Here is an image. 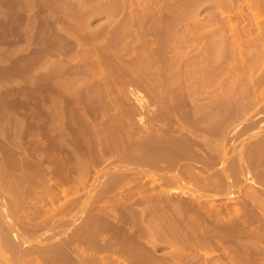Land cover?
I'll list each match as a JSON object with an SVG mask.
<instances>
[{
  "label": "rangeland",
  "instance_id": "374dc122",
  "mask_svg": "<svg viewBox=\"0 0 264 264\" xmlns=\"http://www.w3.org/2000/svg\"><path fill=\"white\" fill-rule=\"evenodd\" d=\"M163 1L164 0H0V264H139V262L144 264H146V262L147 264H159V262H161L160 264H264V82L258 89L259 92L257 91L256 93L255 91L253 93V88H250L252 86L249 85L252 82L249 78H254L256 80L264 76V63L258 62L260 64L259 66L262 68L259 67L261 70L258 68L256 73H253V71L255 72V65L254 67L252 66L253 69L249 67L251 65L249 61L252 62V60L247 59L249 64L248 67L250 68V72H248L250 76H247V74H245L247 72L246 61L242 59L245 61L244 63L241 61L237 62L240 56H237L239 57V59H237L235 54L237 55V53H239L237 52L239 48L237 47L236 49V45L232 43L234 40L232 41L231 39V41H229L232 43V46H235L233 50L234 52L236 50L237 53L233 52L232 46H229V42L227 47L231 50L228 52L229 50L227 51L228 48H226L227 52H225L227 55H234H231V58L229 57L230 55H224V61L226 62L223 61L224 63H222L224 64V69L221 67L219 68L220 71H218V65L213 68L222 75L218 76L219 73L216 72V70L215 72H208L207 69V74H213V76L211 75L209 78V75L207 76L206 71H204V67L207 65H203L205 61L206 63L210 62L204 57L208 52L207 49V52H205V48L207 47L205 41H207V38L206 36L205 38L201 37H203L204 33L215 28L214 25H212L213 19L211 20L212 22L210 21L212 24L208 21L212 18V15L217 16L220 14V8L216 9V5L213 3L211 4L212 1H207V4H203L206 3V1H203V5L201 4V7L199 5L200 11L197 16L198 18L196 16L192 18V15H189L188 9L191 8L190 6L193 0ZM183 6L186 10H184ZM112 9L115 12L112 11ZM110 10L113 13H111ZM209 11H213L214 14H209ZM215 11L216 13L219 11V13L216 14ZM170 12L171 14H169ZM174 12L176 13L174 14ZM236 15L237 17L234 19L236 24L234 23V26L239 29H234L240 31L246 22L243 23L244 19L242 21V12L240 13L239 11ZM172 17L175 19L173 22ZM218 17L219 15L217 19ZM129 18L131 21H129ZM141 19L142 22L145 21L142 23L140 22ZM179 20L182 22L184 21V23ZM117 21L118 24L114 25ZM150 21L153 24L149 26ZM136 23L138 25H136ZM172 23H174V26L171 25ZM255 23L253 24L254 26L257 25ZM170 25L172 27H170ZM205 25L208 28L211 25L213 27L211 26L212 29L207 28V30L205 29L203 31ZM144 26H147L146 31H144ZM152 26L157 28H153ZM124 27L126 30H124ZM257 27L258 26H255L254 30L258 31L259 29H257ZM162 29L165 30L163 31ZM166 29L169 30L167 31ZM198 29H202L204 33L202 31L199 33ZM142 30L146 32V36L149 38L145 37V33ZM148 30H150V34H148ZM151 31L153 33H151ZM228 31L229 34L227 33V35L230 36L232 32H230V30ZM174 32L176 34H174ZM177 33H179V35ZM187 33L193 34L194 36H189ZM195 33H197V35ZM82 34L84 37L88 36L91 41L89 42L88 38H84ZM159 34H162V36ZM218 35L220 34L218 33ZM89 36H91V38ZM106 36L111 37L107 38ZM197 36L201 39L197 38ZM217 36L216 38L214 37L215 40H219L220 37ZM169 37H172L170 38L172 40L174 39L173 42H171ZM193 37L195 39H193ZM134 38L137 39V41ZM130 39L135 41H131ZM103 40L105 41L101 44L100 42ZM200 40L203 42L201 43ZM209 40H211V38ZM161 41L164 42L165 45H163L164 43L161 45ZM196 41L199 43L197 44ZM167 42H169V44ZM157 43L161 45L159 46L160 49L156 48L158 46ZM188 43L189 45H187ZM89 44L90 46H88ZM103 44H108V47ZM220 44L221 43H218L219 46ZM142 45H145L144 48ZM186 45L188 47H186ZM109 46L114 48L110 49ZM199 47H201V49ZM127 48L130 53H127ZM153 48L155 51L151 50ZM96 49L100 50L98 51ZM63 50H65V53ZM87 50L89 52H87ZM136 50H138V52ZM162 50L164 54H161ZM152 51L155 54L152 53ZM149 52L151 55H149ZM113 53L115 56H112ZM131 53L133 56L130 55ZM136 53L137 56H135ZM99 54L100 56H98ZM102 54L105 55V57H103ZM141 54L146 57L149 55L148 57H151V60L152 58L154 59L152 60L154 63L156 61V65L150 64L149 61L148 63L151 66H147L148 64L145 63L150 59L145 57V59H147L145 60L143 56H140ZM93 55L94 58H92ZM154 55L157 56L154 58ZM177 57L178 59H175ZM91 58L92 61H96L91 62ZM54 59L55 62L53 61ZM226 59H229V61ZM102 60L105 61L102 62L103 64L101 63ZM230 60L232 62H230ZM194 62H198V67L196 66L194 70L198 68L199 71L194 74V76L197 75L198 77H195V80L198 79L195 85L197 86L199 84L198 88L202 91L200 93L202 102L198 103L199 105L203 103L201 105L202 108L205 104L208 106L211 104L210 106H212V100H214L212 97L220 94V87H223L222 89H225L224 91L229 93L232 89L234 90L235 86H239L237 90L242 92L238 91L237 98H239L240 93H246V95L245 93L242 94L240 99L236 98L239 102L231 105L232 107H230V109L232 108V111L230 109V111H227V114L231 115L232 113L233 116L220 114L223 119L216 116L215 121L218 119L216 121L218 123L222 122L219 120H223L222 124L214 123L213 118L210 116L206 118L204 115L205 113L203 114L204 110L199 114L197 112L200 110L197 111V107L192 108L197 102L191 100L192 98L189 96L188 92L190 90L192 91L195 87L189 88L187 86L188 80H184L183 77L188 75V72L185 71L187 68L185 67H187L188 64H194ZM141 63L143 66H141ZM173 63H175V65ZM52 65L55 66L53 67ZM86 65L90 69L85 67ZM152 65L154 66L152 67ZM180 65L181 68L183 67L185 69L181 70L182 73L179 75L181 79L179 78L180 80H177V84L176 82L174 83V81L172 82L170 75L173 76L172 73L177 71L175 70L176 68L181 69ZM114 66H116V68ZM156 66L159 67L156 68ZM199 66L201 67L199 68ZM231 66H235L233 69L237 68L235 72H228V70L232 69ZM100 67H103V69L101 70ZM154 67L157 69V73ZM168 67H172V70L175 71L173 72ZM256 67H258V65ZM121 68L124 69L122 70ZM144 68L147 69V71H145ZM192 68L193 66L191 69ZM208 68L212 69V67ZM138 70L141 72H138ZM222 71L226 72L223 74ZM242 72L244 76L241 75ZM97 73L99 75H97ZM166 73L169 74V76ZM76 75L77 78L75 77ZM237 75L243 78L241 77L239 79V77H237L236 82L235 78ZM231 76H235L234 80ZM224 77L227 78L221 81ZM228 77L229 79L231 78L232 81L231 79L228 80ZM132 78H134V80ZM159 78L162 79L160 80ZM208 78L211 83L206 81ZM247 78L251 80L250 83ZM52 79L53 83L51 81ZM124 81H126L127 85H125ZM234 82H236V84ZM247 82L249 84L244 85ZM80 83L83 85V89ZM100 83L102 84L99 85ZM169 83L171 86H169ZM204 83L207 84L205 85ZM161 84L162 86H160ZM200 85L202 88L199 87ZM247 85H249V87ZM86 86L88 89L84 88ZM145 86L147 88H144ZM78 87H80L79 91ZM178 88L181 90L177 91L180 94L175 92ZM248 88L251 89L252 92L251 90L249 91ZM67 89L69 90V94L71 93V97H69L70 95L68 93H65L68 92ZM76 90L80 93H76ZM173 90L178 96H176V94H170L174 93ZM247 90L248 92H246ZM166 92L169 93L166 95ZM133 93L136 94V97L138 93H140L143 102L140 98L136 99ZM206 93H208V100H205V102L203 98L206 96ZM100 96H105V98H101ZM209 96L211 100H209ZM91 97L94 98L91 99ZM110 97H113V100ZM116 97H118V99ZM226 97L230 98V95ZM77 99L79 100L77 101ZM111 100L113 102H111ZM208 101L212 102L208 104ZM241 101L242 104H240ZM243 101H246V104ZM255 102L261 103L256 104ZM82 103L85 105L83 106ZM116 103L118 106H122L118 107ZM177 104L180 105L177 106ZM234 105L236 108L239 106L241 107L236 109L233 107ZM208 106L206 107L205 105L206 108H208ZM111 109H114L113 112L115 115L111 113ZM242 109H246V112H241L243 114L240 113ZM194 110L197 111L195 117L192 116L194 115ZM236 110H239V112ZM107 111L110 114H107ZM117 111H119V113H117ZM257 111L259 113H257ZM186 112L188 113L186 114ZM162 113L164 115L166 114V116L163 115V117H161L162 115L160 114ZM206 115L208 114L206 113ZM222 115L226 116V118L222 117ZM199 116L200 118L203 117L204 120L206 118V121L200 119ZM89 118L90 120H88ZM198 118L200 121H197ZM252 118L254 120L251 121ZM114 119L118 120L115 121ZM169 120H172V123ZM201 120L212 126L214 124L213 127L209 125L212 130L208 128L204 122L202 123ZM108 121H111V125ZM96 122L99 123L96 124ZM194 122H196L197 125ZM224 122H227V124ZM201 123L202 126L206 128L203 129ZM198 124L201 127H199ZM220 126L224 127L225 130L222 128L220 129ZM144 130L146 132H144ZM110 132L111 134H109ZM171 132L172 134H170ZM197 132L199 133L197 134ZM223 133L224 135H221ZM237 133L240 134L236 135ZM139 137H141V139ZM142 138L144 140H142ZM145 138H147L148 142ZM198 138H201V140ZM109 139L110 141H108ZM168 139L169 141H167ZM103 140L105 141L104 143ZM137 140L138 142L140 140L139 144H137ZM190 140L193 144L190 143ZM196 141L197 144H195ZM98 145L101 146H99V149ZM102 149L105 150L103 151ZM161 150L162 152H160ZM106 151L109 152L107 153ZM188 152H190V154H188ZM59 154L61 156H59ZM77 154H80V156ZM148 155L149 158L147 157ZM158 156L161 158H157ZM119 158L120 160H118ZM132 158H135L134 161ZM152 160L154 162L159 161L157 162V166L160 168H158ZM135 162L137 164H135ZM190 162L192 164H190ZM160 163H163V165ZM75 165L76 167H74ZM151 165H155V168ZM160 165L164 168L162 169ZM166 167H170L169 170L171 169L172 171H170L172 173L167 171L168 169ZM157 168L158 170H156ZM159 170L162 171L159 173ZM63 172L66 175H63ZM169 180L171 181L169 182ZM149 193L152 194L150 195ZM161 195L164 198H160ZM173 202H175V205H172ZM152 203L158 204L156 206L155 204L152 205ZM146 207L147 209L144 210ZM155 207L158 209H155ZM152 211L155 212V214ZM214 211L219 213L216 214ZM150 215L152 216L150 217ZM155 215L159 217H155ZM213 218H215L216 223ZM160 219H162V222ZM153 223H155V225ZM220 224H222V226ZM204 225L207 228H205ZM6 227H8V230ZM209 227L212 228L210 229ZM10 230L11 234L9 233ZM3 232L4 234H2ZM8 234L11 236L10 239L8 238ZM3 235H6V239ZM160 235L163 236L160 237ZM111 240L114 241L111 242ZM7 242L9 243L6 244ZM88 242L94 243L93 248L95 247V250ZM130 242H132L133 245ZM129 243L130 246H134L132 248L134 251L131 250ZM4 244H6V246ZM9 244H12L10 246H13L15 251L11 248H7ZM88 244L89 246L91 245L90 248ZM103 244L106 247H104ZM83 246L89 250L87 251ZM107 246L110 251L107 249ZM109 246L115 249L109 248ZM137 246H139V248ZM96 248H98V251H96ZM104 248L107 250L102 251ZM120 249L121 252L119 251ZM140 250L145 251L142 252ZM167 256L170 258L168 259ZM129 257L132 258L130 259Z\"/></svg>",
  "mask_w": 264,
  "mask_h": 264
},
{
  "label": "bare ground",
  "instance_id": "6f19581e",
  "mask_svg": "<svg viewBox=\"0 0 264 264\" xmlns=\"http://www.w3.org/2000/svg\"><path fill=\"white\" fill-rule=\"evenodd\" d=\"M164 1H165V0H164ZM164 1H163V2H164ZM167 1H168V0H167ZM186 1H187V0H186ZM203 1H204V2L206 1V3H203V4H207V1H212L211 4H212V3L215 4V5H216V9H219V8H220V14H218L219 11H217L218 13H216V11H215V13L219 15L218 19H217V16H218V15H217V16L212 15V18L208 21V22H210V21L213 19V20H212L213 22L211 21L213 24L210 22V23H211L212 25H214V27H215V28H213V30L204 33L203 31H204L205 29L207 30V28H208V27H206V25H205L206 28L203 27V31H202V29H198L199 33H201L200 31H202V32L204 33L203 37H201V35H200V37H201V38H205V36H206V38H207V41H205V42L207 43V47L205 46V47H206L205 50L207 49L208 52H207V50H206V51H205V52H207L206 55L203 54V53H205V52H203L202 54H203L204 57L207 58V60L210 61V62H209V63H206V61H205L206 64L203 63V65H207V66H206L207 68L204 67V71H206V70L208 69V70H207L208 72H209V71H210V72H211V71H214V72H215L216 69L214 70L213 68L216 67V65H218V67H217L218 71H220L219 68H221V67H223L222 69H224V64H222V63L225 62V61H224V60H225V59H224V58H225L224 55H225V56L230 55V54L227 55L226 52H227L228 50H229L228 52H230V50H231V49H230L229 47H227V46H228L229 42H230L231 39H232V41L234 40L232 43H234V45H236V49H237V47L239 48V49H237V50H239V51H237V52H239V53H237L236 50H235V52L237 53V55L235 54V56H236V57H237V56H240V59H239V57H237V59H239V61H237V62H240V61H241L242 63H244V62L246 61V64H247V72H246L245 74H247V76H250V75H249L250 73L248 74V72H250V68H249V67H251V68L253 69L254 65H255V67H254V68H255V72L253 71V73H256V71L258 70V68L261 67V66H259V65H260L259 63H262V62L264 63V0H193V3H192V1H191V3H192V5L190 6L191 8L188 9V10H189V15L191 14V15H192V16H191L192 18H194V16H196V17L198 16L199 11H200L199 9H200V7L203 5V4H202ZM179 2H180V1H179ZM168 3H169V2H168ZM189 3H190V2H189ZM189 3H188V4H189ZM184 4H185V3H184ZM201 4H202V5H201ZM120 5H121V4H120ZM169 5H171V4H169ZM199 5H200V7H199ZM215 5H214V7H215ZM115 6H116V5H115ZM162 6H164V5H162ZM174 6H175V5H174ZM164 7H165V6H164ZM170 8H171V7H170ZM173 8H175V7H173ZM177 8H178V6H177ZM177 8H176V9H177ZM183 8H184V6H183ZM117 9H121V8H117ZM162 9H163V8H162ZM166 10H167V9H166ZM166 10H165V11H166ZM184 10H186V9L184 8ZM112 11H114V10L112 9ZM154 11H155V9H154ZM182 11H183V10H182ZM239 11H240V13L242 12V16H241V17H242V21H243V19H244L243 23H244V22H246V23H245V25L242 24V25H243V28H241L242 30L237 31V30H235V29H239V28H237V27L234 26V23L236 22V21H234V19H235V17H237L236 14H237V12H239ZM110 12H111V10H110ZM114 12H115V11H114ZM118 12H119V11H118ZM157 12H158V11H157ZM166 12H167V11H166ZM180 12H181V11H180ZM209 12H210V11H209ZM235 12H236V14H235ZM111 13H113V12H111ZM175 13H176V12H174V14H175ZM233 13H234V14H233ZM116 14H117V12H116ZM161 14H162V13H161ZM169 14H171V12H170ZM169 14H168V15H169ZM187 14H188V12H187ZM209 14H214V12L212 11V12H210ZM216 14H215V15H216ZM109 15H110V14H109ZM114 15H115V14H114ZM166 15H167V14H166ZM185 15H186V12H185ZM112 16H113V15H112ZM139 16H141V15H139ZM182 16H184V15H182ZM187 16H188V15H187ZM108 17H109V16H108ZM178 17H179V16H178ZM113 18H114V17H113ZM140 18H141V17H140ZM172 18H173V17H172ZM174 18H175V15H174ZM174 18H173L172 22L175 20ZM176 18H177V17H176ZM197 18H198V17H197ZM197 18H196V21H197ZM262 18H263V19H262ZM110 19H111V18H110ZM122 19H123V18H122ZM142 19H143V18H142ZM142 19H141V21H140V20H138V21L142 22ZM149 19H150V18H149ZM180 19H181V18H180ZM183 19H185V18H183ZM186 19H187V18H186ZM208 19H209V18H208ZM75 20H76V19H75ZM176 20H177V19H176ZM239 20H240V19H239ZM260 20H261V21H260ZM113 21H114V20H113ZM127 21H128V20H127ZM129 21H131L130 18H129ZM138 21H137V23H138ZM144 21H145V20H144ZM144 21H143V22H144ZM153 21H154V20H153ZM160 21H161V20H160ZM163 21H164V19H163ZM167 21H169V20H167ZM179 21H180V20H179ZM240 21H241V20H240ZM256 21H257V22H256ZM73 22H74V21H73ZM79 22H80V21H79ZM121 22H123V21H121ZM143 22H142V23H143ZM146 22H147V20H146ZM180 22H182V21H180ZM180 22H178V23H180ZM194 22H195V21H194ZM194 22H193V25H194ZM255 22H256V23H255ZM76 23H77V22H76ZM82 23H83V22H82ZM87 23H88V22H87ZM137 23H136V25H138ZM142 23H141V24H142ZM170 23H171V22H170ZM182 23H184V21H183ZM182 23H181V24H182ZM210 23H209V24H210ZM254 23L257 24V25H255V26H258V27H257V29H259L258 31H257V30H254V28H255V26L253 25ZM68 24H69V23H68ZM112 24H113V23H112ZM112 24H111V25H112ZM116 24H118V21H117L114 25H116ZM134 24H135V22H134ZM151 24H153V23H151V21H150L149 26H150ZM157 24H158V23H157ZM162 24H163V23H162ZM173 24H174V23H172L171 25L174 26ZM191 24H192V23H191ZM197 24H198V22H197ZM200 24H201V23H200ZM206 24H207V23H206ZM226 24H227V25H226ZM228 24H229L231 27H230ZM235 24H236V23H235ZM70 25H71V24H70ZM70 25H69V26H70ZM79 25H80V23H79ZM105 25H108V24H105ZM122 25H123V24H122ZM131 25H132V24H131ZM131 25H129V26H131ZM142 25H143V24H142ZM171 25H170V27H172ZM175 25H176V24H175ZM178 25H179V24H178ZM212 25H211V26H212ZM117 26H118V25H117ZM120 26H121V25H120ZM124 26H126V25H124ZM129 26H128V27H129ZM189 26H190V25H189ZM197 26H198V25H197ZM200 26H201V25H200ZM202 26H203V25H202ZM211 26L209 27L210 29H212ZM226 26H227V28H226ZM228 26H229V27H228ZM236 26H237V25H236ZM84 27H85V25H84ZM86 27H87V26H86ZM105 27H106V26H105ZM109 27H110V26H109ZM113 27H114V26H113ZM141 27H142V26H141ZM141 27H140V28H141ZM144 27H145V30H144V31H146V27H147V26H144ZM152 27H153V26H152ZM154 27H155V26H154ZM154 27H153V28H154ZM158 27H159V26H158ZM162 27H163V26H162ZM162 27H160V28H162ZM186 27H187V26H186ZM212 27H213V26H212ZM71 28H72V27H71ZM122 28H123V27H122ZM133 28H135V27H133ZM138 28H139V26H138ZM148 28H149V27H148ZM155 28H157V27H155ZM175 28H178V27H175ZM187 28H188V27H187ZM209 28H208V29H209ZM229 28H230V29H229ZM234 28H235V29H234ZM73 29H74V28H73ZM75 29H76V28H75ZM108 29H109V28H108ZM114 29H115V28H114ZM120 29H121V28H120ZM150 29L152 30L151 27H150ZM183 29H185V28H183ZM191 29H192V28H191ZM196 29H197V27H196ZM78 30H79V28H78ZM111 30H113V29H111ZM118 30H119V28H118ZM124 30H126L125 27H124ZM155 30H156V29H155ZM162 30H163V29H162ZM164 30H165V29H164ZM164 30H163V31H164ZM166 30H167V29H166ZM168 30H169V29H168ZM168 30H167V31H168ZM176 30H177V29H176ZM228 30H230V32H232V34L230 33V34H231L230 36L227 35V33L229 34V31H228ZM71 31H72V30H71ZM142 31H143V30H142ZM144 31H143V32H144ZM149 31H150V30H148V34H150ZM160 31H161V30H160ZM163 31H162V32H163ZM191 31H194V30H191ZM198 31H197V32H198ZM226 31H227V32H226ZM74 32H75V31H74ZM80 32H81V30H80ZM108 32H109V31H108ZM113 32H114V31H113ZM116 32H117V31H116ZM118 32H119V31H118ZM124 32H125V31H124ZM137 32H138V30H137ZM154 32H156V31H154ZM175 32H177V31H175ZM175 32H174V34H176ZM82 33H83V32H82ZM144 33H145V34H144L145 37L147 38L148 36H146V35H147L146 32H144ZM151 33H153V32L151 31ZM171 33H172V32H171ZM218 33H219L220 35H218ZM101 34H102V33H101ZM112 34H113V33H112ZM117 34H118V33H117ZM132 34H133V33H132ZM164 34H165V32H164ZM166 34H168V33H166ZM177 34L179 35V33H177ZM181 34H182V33H181ZM187 34H189V36H191V35L194 36L193 34H190V33H187ZM195 34L197 35V33H195ZM207 34H208V35H207ZM216 34H217L218 36H217ZM76 35H77V34H76ZM154 35H155V33H154ZM159 35L162 36V34H159ZM184 35H185V34H184ZM196 35H195V37H196ZM215 35H216L217 37H220L219 40H217V39L215 40V39H214V37L216 38ZM82 36H83V34H82ZM96 36H97V35H96ZM100 36H101V35H100ZM100 36H99V37H100ZM141 36H142V34H141ZM156 36H157V35H156ZM170 36H172V35H170ZM173 36H175V35H173ZM208 36H209V37H208ZM75 37H77V36H75ZM83 37H84V36H83ZM85 37L88 38V36H85ZM85 37H84V38H85ZM89 37L91 38V36H89ZM99 37H98V38H99ZM101 37H102V36H101ZM106 37H107V36H106ZM110 37H111V36H110ZM110 37L108 36L107 38H110ZM126 37H127V35H126ZM167 37H168V36H167ZM167 37H166V38H167ZM176 37H177V36H176ZM185 37H186V35H185ZM80 38H81V37H80ZM129 38H130V36H129ZM143 38H144V37H143ZM143 38H142V39H143ZM148 38H149V37H148ZM154 38H155V36H154ZM156 38H157V37H156ZM170 38H172V37H169V39H170ZM188 38H189V37H188ZM190 38H191V37H190ZM197 38H199V37L197 36ZM201 38H199V39H201ZM210 38H211V40H209ZM78 39H79V38H78ZM103 39H104V38H103ZM134 39H135V38H134ZM140 39H141V38H140ZM167 39H168V38H167ZM181 39H182V38H181ZM193 39H195V38L193 37ZM199 39H198V40H199ZM80 40H81V39H80ZM88 40H89V38H88ZM99 40H101V39H99ZM130 40H131V39H130ZM135 40L137 41V39H135ZM135 40L132 39L131 41H135ZM143 40H144V39H143ZM143 40H141V41H143ZM145 40H147V39H145ZM154 40H155V39H154ZM158 40H159V39H158ZM160 40H161V39H160ZM170 40H171V42H173L174 39H173V40L170 39ZM170 40H169V41H170ZM188 40H189V39H188ZM198 40H197V41H198ZM203 40H206V39H203ZM208 40H209L210 42H209ZM229 40H230V41H229ZM90 41H91V40H89V42H90ZM104 41H105V40H103V41L100 42V43L102 44ZM162 41H163V40H162ZM162 41L160 42L161 45H162V43H164V42H162ZM164 41H165V40H164ZM197 41H196V43H197ZM200 41H201V43L203 42L202 40H200ZM89 42H88V43H89ZM109 42H110V41H109ZM111 42H112V41H111ZM128 42H130V41H128ZM146 42H148V41H146ZM146 42H143V43H146ZM151 42H152V41H151ZM156 42H157V40H156ZM184 42H185V41H184ZM84 43H85V42H84ZM107 43H108V42H107ZM116 43H117V41H116ZM132 43H134V42H132ZM136 43H137V42H136ZM154 43H155V42H154ZM167 43L169 44V42H167ZM192 43H193V42H192ZM198 43H199V42H198ZM198 43H197V44H198ZM218 43H221L220 46L218 45ZM232 43L230 42V45H229L230 47L232 46V45H231ZM114 44H115V41H114ZM146 44H147V43H146ZM157 44H158V43H157ZM171 44H173V43H171ZM185 44H186V43H185ZM91 45H92V44H91ZM103 45H105V44H103ZM107 45H108V44H107ZM107 45H105V46H107ZM111 45H112V44H111ZM128 45L130 46L129 43H128ZM131 45H132V44H131ZM140 45H141V44H140ZM140 45H139V46H140ZM161 45L158 44V46H157L156 48L158 49L159 46H161ZM163 45H165V43H164ZM187 45H189V43H188ZM187 45H186V47H188ZM204 45H205V44H204ZM204 45H203V46H204ZM234 45L231 47L232 50H233L234 47H235ZM76 46H78V45H76ZM88 46H90V44H89ZM118 46H119V44H118ZM134 46H135V45H134ZM142 46H143V45H142ZM144 46H145V45H144ZM144 46H143V48H144ZM177 46H178V45H177ZM99 47H100V46H99ZM107 47H108V46H107ZM109 47H110V46H109ZM137 47H138V45H137ZM178 47H179V46H178ZM193 47H194V46H193ZM195 47H196V44H195ZM80 48H81V47H80ZM101 48H102V47H101ZM112 48H114V47H112ZM112 48L110 47V49H112ZM115 48H116V47H115ZM117 48H118V47H117ZM154 48H155V47H154ZM154 48L151 49V50H154V51H155L156 48H155V49H154ZM199 48L201 49V47H199ZM226 48H228L227 51H226ZM90 49H92V48H90ZM94 49H95V48H94ZM135 49H136V48H135ZM135 49H134V50H135ZM159 49H160V48H159ZM172 49H173V48H172ZM196 49H197V47H196ZM79 50H80V49H79ZM96 50H98V49H96ZM99 50H100V49H99ZM99 50H98V51H99ZM105 50H106V49H105ZM114 50H118V49H114ZM126 50H128V48H127ZM139 50H140V49H139ZM143 50H144V49H143ZM164 50H165V49H164ZM168 50H169V48H168ZM174 50H175V49H174ZM177 50H179V49H177ZM187 50H188V49H187ZM193 50H194V49H193ZM64 51H65V50H63V52H64ZM75 51H76V50H75ZM90 51H91V50H90ZM93 51H94V50H93ZM136 51L138 52V50H136ZM141 51H142V49H141ZM147 51H149V50H147ZM147 51H146V52H147ZM159 51H160V50H159ZM179 51H180V50H179ZM194 51H196V50H194ZM197 51H198V50H197ZM225 51H226V52H225ZM63 52H62V53H63ZM87 52H89V51L87 50ZM107 52H108V49H107ZM111 52H112V51H111ZM128 52H129V50L127 51V53H128ZM131 52H132V51H131ZM165 52H166V50H165ZM172 52H173V51H172ZM191 52H192V51H191ZM191 52H190V53H191ZM200 52H201V50H200ZM233 52H234V50H233ZM235 52H234V53H235ZM64 53H65V52H64ZM72 53H73V52H72ZM81 53H82V51H81ZM95 53H96V52H95ZM105 53H106V51H105ZM115 53H116V52H115ZM129 53H130V52H129ZM133 53H134V52H133ZM140 53H141V52H140ZM140 53H139V54H140ZM152 53H154V52L152 51ZM157 53H158V51H157ZM162 53H163V50L161 51V54H162ZM174 53H175V51H174ZM176 53H177V52H176ZM180 53H181V52H180ZM188 53H189V52H188ZM193 53H194V52H193ZM195 53H196V52H195ZM231 53H232V52H231ZM89 54H90V53H89ZM100 54H101V52H100ZM100 54H99L98 56H100ZM103 54H104V53H103ZM103 54H102V55H103ZM109 54H110V52H109ZM120 54H121V53H120ZM124 54H125V53H124ZM139 54H138V55H139ZM154 54H155V53H154ZM161 54H160V55H161ZM163 54H164V53H163ZM178 54H179V53H178ZM186 54H187V51H186ZM196 54H197V53H196ZM60 55H61V54H60ZM65 55H66V54H65ZM71 55H72V54H71ZM71 55H69V56H71ZM82 55H83V53H82ZM96 55H97V54H96ZM113 55H114V53L112 54V56H113ZM122 55H123V54H122ZM128 55H129V54H128ZM130 55H132V53H131ZM134 55H135V54H134ZM147 55H148V54H147ZM149 55H151L150 52H149ZM149 55H148V56H149ZM152 55H153V54H152ZM157 55H158V54H157ZM157 55H156V56H157ZM160 55H159V57H160ZM175 55H176V54H175ZM231 55H234V54H231ZM231 55L229 56L230 58H231ZM62 56H63V55H62ZM62 56H61V57H62ZM78 56H79V55H78ZM85 56H86V55H85ZM89 56H90V55H89ZM114 56H115V55H114ZM120 56H121V55H120ZM132 56H133V55H132ZM135 56H137V53H136ZM135 56H134V57H135ZM140 56L142 57L143 55L141 54ZM148 56H147V57H148ZM156 56L154 55L153 57L155 58ZM166 56H167V55H166ZM166 56H165V57H166ZM61 57H60V58H61ZM101 57H102V56H101ZM103 57H105V55H103ZM143 57H144V59H145L146 56L144 55ZM147 57H146V58H147ZM161 57H162V56H161ZM175 57H176V56H175ZM202 57H203V56H202ZM204 57H203V58H204ZM229 57H228V58H229ZM233 57H234V56H233ZM241 57H242V58H241ZM247 57H248V58H247ZM249 57H250V59H249ZM69 58H70V57H69ZM92 58H94V55L92 56ZM92 58H91V62L96 61V60H93V61H92ZM99 58H100V57H99ZM120 58H121V57H120ZM137 58H139V57H137ZM150 58H151V57H150ZM150 58L148 57L147 59H150ZM167 58H168V57H167ZM172 58H173V57H172ZM245 58H246V59H245ZM86 59H87V58H86ZM100 59H101V58H100ZM100 59H99V60H100ZM121 59H122V58H121ZM130 59H132V58H130ZM130 59H129V60H130ZM134 59H135V58H134ZM134 59H133V60H134ZM141 59H142V58H141ZM147 59H145V60H147ZM175 59H178V57L175 58ZM200 59H201V57H200ZM242 59H244L245 61L242 60ZM247 59H248V60H252V62L249 61V63L251 64L250 66H249V64H248V62H247V61H248ZM50 60H51V59H50ZM70 60H71V59H70ZM73 60H74V58H73ZM83 60H84V59H83ZM125 60H126V59H125ZM152 60H154V59L152 58ZM152 60H151V59H150V60H147L145 64H148L147 66H149L150 64H155L156 61H155V63H154ZM155 60H157V59H155ZM158 60H159V59H158ZM160 60H161V59H160ZM170 60H171V59H170ZM173 60H174V59H173ZM182 60H183V59H182ZM185 60H186V59H185ZM190 60H192V59H190ZM226 60L229 61V59H226ZM53 61L55 62V59H54ZM57 61H58V60H57ZM57 61H56V62H57ZM59 61H60V60H59ZM62 61H63V60H62ZM84 61H85V60H84ZM107 61H108V60H107ZM109 61H110V60H109ZM123 61H124V60H123ZM123 61H122V62H123ZM137 61H138V60H137ZM149 61H150V64L148 63ZM176 61H177V60H176ZM178 61H179V60H178ZM192 61H193V60H192ZM223 61H224V62H223ZM232 61H233V58H232ZM232 61L230 60V62H232ZM99 62H100V61H99ZM99 62H98V63H99ZM102 62H105V61L102 60L101 63H102ZM152 62H153V63H152ZM185 62H186V61H185ZM189 62H191V61H189ZM220 62H221V63H220ZM230 62H228V63H230ZM258 62H259V63H258ZM52 63H53V62H52ZM85 63H86V62H85ZM89 63H90V60H89ZM111 63H112V62H111ZM133 63H134V62H133ZM187 63H188V62H187ZM197 63H198V62H194V64H192V65H191V64H190V65L188 64V66L185 67V68H187L185 71L188 72V75H186L185 77H183L184 80H188V84H187V86H188L189 88H190V87H193V88L195 87L194 89L191 88L192 91H191L190 89H188V90H190L188 93H189V96L192 98V99H191V98H190V99H191L193 102H194V101L197 102V103L195 104L196 106L194 105L192 108H196V107H197V111H199V110H200V111L197 112L196 110H194L195 112H194V115H192V116L195 117L196 112L199 113V114H201L202 111L204 110L205 112L203 111V114L205 113V114H204L205 117L207 118V116H210L211 118H213L214 123H215V122L218 120V119H217V120L215 121L216 116H219L220 118H221L220 114H224V115L226 114L227 116H229L230 114H227V111H230V110L232 109V108L230 109V107H232L231 105H233V104H237V102H239L238 100H236L237 95H238V91H240V90H237V89L239 88V86H235V87H234V90L232 89L231 91H229V93H228V92H225V91H224L225 89H222L223 87H220V88H219V89H220V94L217 95L218 98H217V96L215 95L214 97H212V99H214V100H212L213 102H212V101H208V104H210V103L212 102V106H210V105H211V104H210V105H209L210 107H209L207 104H205L206 107L208 106L209 109L206 108L205 105L203 106V108L208 109V110L203 109L202 106H201L203 103H201L200 105L198 104V103L202 102V100H201L202 98L200 97V96H201L200 93H201L202 91H200L199 88H198V85H199V84H198L197 86L195 85V83L198 81V79H197V80H195V79L198 78V77H197V75L194 76V74L198 73V71H199L198 68H197L196 70H194L195 67L197 66ZM201 63H202V62H201ZM201 63H199V64H201ZM215 63H218V64H215ZM225 63H226V62H225ZM233 63H235V62H233ZM263 63H262V64H263ZM53 64H54V63H53ZM75 64H77V63H75ZM94 64H95V62H94ZM102 64H103V63H102ZM109 64H110V63H109ZM125 64H126V63H125ZM173 64L175 65V63H173ZM195 64H196V65H195ZM199 64H198V65H199ZM219 64H220V65H219ZM89 65H90V64H89ZM91 65H92V64H91ZM97 65H98V64H97ZM105 65H106V64H105ZM136 65H137V64H136ZM155 65H156V64H155ZM171 65H172V63H171ZM184 65H185V64H184ZM209 65H210V66H209ZM212 65H213V66H212ZM235 65H236V64H235ZM257 65H258V67H256ZM50 66H51V65H50ZM52 66L54 67L55 65H52ZM92 66H93V65H92ZM102 66H103V65H102ZM132 66H133V65H132ZM141 66H143L142 63H141ZM150 66H151V65H150ZM153 66H154V65H152V67H153ZM178 66H179V65H178ZM192 66H193V68L191 69ZM228 66H230V65H228ZM228 66H227V67H228ZM243 66H244V65H243ZM248 66H249V67H248ZM252 66H253V67H252ZM58 67H59V66H58ZM85 67H88V66L86 65ZM90 67H91V66H90ZM112 67H113V66H112ZM112 67H111V68H112ZM114 67L116 68V66H114ZM135 67H136V66H135ZM137 67H138V66H137ZM157 67H159V66H156V68H157ZM197 67H198V66H197ZM200 67H201V66H199V68H200ZM202 67H203V66H202ZM208 67H212V69H209ZM231 67H232V66H231ZM231 67H230V68H231ZM233 67H235V66H233ZM233 67H232V69H233ZM237 67H239V66H237ZM263 67H264V66H263ZM59 68H60V67H59ZM61 68H62V67H61ZM91 68H92V67H91ZM100 68H101V67H100ZM104 68H105V66H104ZM154 68H155V67H154ZM156 68H155V69H156ZM168 68L172 70V67H171V68L168 67ZM180 68H181V65H180ZM185 68H183V67H182L181 69H179V68L177 69V68H176L175 70H177V71L174 70L175 73H172L173 76L170 75V76H171L170 79H172V82L174 81V83H175V82L177 83V80H180V79H181V76L179 77V75H181V73H182L181 70H182V69H185ZM230 68H229V69H230ZM240 68H241V66H240ZM243 68H245V67H243ZM248 68H249V69H248ZM261 68H262V67H261ZM261 68H259V70H261ZM54 69H55V68H54ZM63 69H64V68H63ZM88 69H90V68L88 67ZM102 69H103V67L101 68V70H102ZM108 69L111 70L110 68H108ZM121 69L123 70L124 68H121ZM135 69H136V68H135ZM139 69H140V66H139ZM141 69H142V67H141ZM155 69H154V70H155ZM166 69H167V68H166ZM232 69L228 70V72H232V71L235 72V70H236L237 68H236V69H233V70H232ZM55 70H56V69H55ZM106 70H107V69H106ZM109 70H107V71H109ZM118 70H119V69H118ZM122 70H121V71H122ZM144 70L147 71V69H145V68H144ZM144 70H143V71H144ZM148 70H149V69H148ZM154 70H153V71H154ZM188 70H189V71H188ZM201 70H202V69H201ZM201 70H200V71H201ZM248 70H249V71H248ZM62 71H63V70H62ZM97 71H98V69H97ZM112 71H113V70H112ZM112 71H111V73H112ZM114 71H115V70H114ZM116 71H117V70H116ZM127 71H128V70H127ZM143 71H142V72H143ZM159 71H160V70H159ZM172 71H173V70H172ZM174 71H173V72H174ZM202 71H203V70H202ZM207 71H206V74H207ZM218 71L216 70V72H218ZM242 71H243V69H242ZM245 71H246V70H245ZM50 72L52 73L51 70H50ZM89 72H90V71H89ZM93 72H94V70H93ZM138 72H141V71L138 70ZM165 72H166V71H165ZM224 72H226V71H224ZM224 72L222 71L223 74H224ZM262 72H263V69H262ZM4 73H5V72H4ZM51 73H50V74H51ZM70 73H71V72H70ZM72 73H73V72H72ZM111 73H110V74H111ZM132 73H133V71H132ZM156 73H157V69H156ZM159 73H160V72H159ZM162 73H163V72H162ZM167 73H168V72H167ZM167 73H166V74H167ZM204 73H205V72H204ZM218 73H219V72H218ZM239 73H240V71H239ZM57 74H60V73H57ZM62 74H63V72H62ZM91 74H92V73H91ZM93 74H94V73H93ZM112 74H113V73H112ZM114 74H116V73H114ZM125 74H126V73H125ZM133 74H134V73H133ZM139 74H140V73H139ZM163 74H164V73H163ZM235 74H236V73H235ZM260 74H261V73H260ZM63 75H64V74H63ZM97 75H99V74L97 73ZM102 75H103V74H102ZM108 75H109V74H108ZM108 75H107V76H108ZM142 75H143V74H142ZM142 75H141V76H142ZM161 75H162V74H161ZM161 75H160V76H161ZM167 75L169 76V74H167ZM208 75H209V78H210L211 75L213 76V74H211V73H208L207 76H208ZM215 75H218V74H215ZM220 75H222V74L219 73L218 76H220ZM226 75H227V74H226ZM241 75H243V72L241 73ZM104 76H105V75H104ZM104 76H103V78H104ZM116 76H117V75H116ZM121 76H122V75H121ZM157 76L159 77L158 74H157ZM199 76H200V73H199ZM204 76H205V74H204ZM223 76H224V75H223ZM228 76H229V75H228ZM243 76H244V75H243ZM65 77H66V76H65ZM75 77L77 78V75H76ZM97 77H98V76H97ZM131 77H133V76H131ZM158 77H157V79H158ZM195 77H196V78H195ZM231 77H232V76H231ZM234 77H235V76H234ZM234 77H232L233 80H234ZM237 77H239V75H237L236 78H235V79H236V82H237ZM241 77H242V76H241ZM241 77H239V79H240ZM252 77H253V76H252ZM76 78H75V79H76ZM106 78H110V77H106ZM120 78H121V77H120ZM126 78H127V77H126ZM153 78H155V77H153ZM179 78H180V79H179ZM209 78H208V80L206 79V81H209V82H210ZM226 78H227V77H226ZM226 78H225V77L222 78L223 80H221V81H224ZM242 78H243V77H242ZM245 78H246V75H245ZM248 78H249V77H248ZM248 78H247V80H248ZM256 78H257V77H256ZM49 79H50V78H49ZM128 79H129V78H128ZM132 79L134 80V78H132ZM159 79H160V78H159ZM161 79H162V78H161ZM161 79H160V80H161ZM170 79H169V80H170ZM203 79H204V77H203ZM211 79H212V77H211ZM230 79H231V78H230ZM230 79H229V77H228V80H230ZM249 79L252 80L251 84H249L251 80H248L249 83L247 82V83H245V84L243 83V84H244V85H246V84L251 85L252 87H250V88H253V93H254V91H255V93H256V92L258 91V89L260 88V86H262V84H263V82H264V76L261 77V78L259 77V78L256 79V80H255L254 78H249ZM253 79H254V81H253ZM62 80H63V79H62ZM69 80H70V79H69ZM160 80H159V81H160ZM199 80H200V79H199ZM201 80H202V78H201ZM201 80H200V81H201ZM51 81H52V83H53V79H52ZM51 81H50V83H51ZM56 81H57V80H56ZM71 81H72V80H71ZM126 81H127V80H126ZM126 81H124V82H125V85H127V84H126ZM206 81H204V82H206ZM221 81H220V82H221ZM231 81H232V79H231ZM231 81H230V82H231ZM241 81H243V80H241ZM241 81H240V82H241ZM62 82H63V81H62ZM67 82H68V81H67ZM127 82H128V81H127ZM139 82H141V81H139ZM143 82H145V81H143ZM162 82H163V81H162ZM172 82H171V83H172ZM185 82H187V81H185ZM220 82H219V83H220ZM236 82H234V83L236 84ZM240 82H239V84H240V86H241V83H240ZM243 82H244V81H243ZM58 83H59V82H58ZM102 83H103V82H102ZM102 83H100L99 85H101ZM111 83H112V82H111ZM128 83H129V82H128ZM180 83H181V82H180ZM202 83H203V82H202ZM210 83H211V82H210ZM212 83H213V82H212ZM221 83H222V82H221ZM225 83H226V82H225ZM227 83H228V81H227ZM227 83H226V84H227ZM85 84H86V83H85ZM85 84H84V86H85ZM104 84H105V82H104ZM123 84H124V83H123ZM164 84H165V83H164ZM164 84H163V85H164ZM169 84H170V83H169ZM177 84H178V83H177ZM196 84H197V83H196ZM204 84L206 85L207 83H204ZM223 84H224V82H223ZM231 84H232V83H231ZM80 85H81V87L83 86L81 83H80ZM80 85H79V86H80ZM86 85H87V84H86ZM88 85H90V84H88ZM94 85H95V84H94ZM96 85H97V84H96ZM130 85H131V84H130ZM136 85H137V84H136ZM143 85H144V84H143ZM148 85H149V84H148ZM165 85H166V84H165ZM182 85H183V84H182ZM202 85H203V84H202ZM205 85H204V86H205ZM210 85H211V84H210ZM214 85H215V84H214ZM221 85H222V84H221ZM221 85H219V86H221ZM249 85H247V86L249 87ZM58 86H59V85H58ZM92 86H93V85H92ZM103 86H104V85H103ZM160 86H162V84H161ZM169 86H171V84H170ZM169 86H168V87H169ZM224 86H225V85H224ZM73 87H74V86H73ZM101 87H102V86H101ZM155 87H156V86H155ZM155 87H154V89H155ZM173 87H174V84H173ZM173 87H172V88H173ZM180 87H181V85H180ZM199 87H201V85H200ZM59 88H60V87H59ZM79 88H80V87H78V91H79ZM84 88L88 89L87 86L84 87ZM111 88H112V87H111ZM139 88H140V87H139ZM144 88H147V87L145 86ZM148 88H149V87H148ZM161 88H162V87H161ZM175 88H176V87H175ZM201 88H202V87H201ZM207 88H210V87H207ZM207 88H204V89H207ZM212 88H213V87H212ZM242 88H243V86H242ZM52 89H53V88H52ZM82 89H83V87H82ZM82 89H81V90H82ZM97 89H98V88H97ZM150 89H151V88H150ZM157 89H158V88H157ZM176 89H177V88H176ZM176 89H175V90H176ZM217 89H218V86H217ZM217 89H215V90H217ZM219 89H218V91H219ZM246 89H247V87H246ZM248 89H249V88H248ZM63 90H64V89H63ZM67 90H68V89H67ZM125 90H126V88H125ZM142 90H143V89H142ZM182 90H183V89H182ZM201 90H203V89H201ZM212 90H213V89H212ZM228 90H229V89H228ZM250 90H251V89H249V91H250ZM71 91H72V90H71ZM76 91H77V90H76ZM78 91H77L76 93H80V92H78ZM82 91H83V90H82ZM82 91H81V92H82ZM134 91H135V90H134ZM134 91H132V92H134ZM152 91H153V90H152ZM168 91H169V89H168ZM177 91H181V90H179V88H178V90H176L175 92H177ZM243 91H245V90H243ZM63 92H65V91H63ZM93 92H94V91H93ZM130 92H131V90H130ZM171 92H172V90H171ZM173 92H174V90H173ZM175 92H174V93H170V94H176ZM190 92H191V93H190ZM204 92H205V90H204ZM208 92H209V91H208ZM210 92H211V91H210ZM215 92H216V91H215ZM240 92H242V91H240ZM240 92H239V93H240ZM246 92H248V90H247ZM251 92H252V90H251ZM258 92H259V91H258ZM65 93H66V94H67V93L69 94V90H68V92H65ZM141 93H142V92H141ZM168 93H169V92H168ZM168 93L166 92V95H167ZM177 93H178V92H177ZM183 93H184V91H183ZM216 93H217V92H216ZM244 93H245V92H244ZM244 93H242V94H244ZM260 93H261V91H260ZM263 93H264V92H263ZM70 94H71V93H70ZM70 94H69V95H70ZM133 94H134V96H135L136 99H139V98H140L141 101L143 100V98L141 99V96H140L141 94H140V93H138V96H137L138 98L136 97L137 91H136V94H135V93H133ZM178 94H180V93H178ZM242 94L240 93V94H239V98H237V99H240V97H242V96H241ZM69 95H68V96H69ZM76 95H77V94H76ZM78 95H79V94H78ZM88 95H89V94H88ZM158 95H159V94H158ZM205 95H206V96H205ZM205 95H204V96H205L206 98H205V97L203 98L204 101H205V100H208V93H206ZM211 95H214V94H211ZM211 95H210V96H211ZM227 95H228V96L230 95V98L226 97ZM245 95H246V93H245ZM259 95H260V94H259ZM109 96H110V95H109ZM109 96H108V98H109ZM111 96H112V95H111ZM129 96H130V95H129ZM134 96H133V97H134ZM144 96H145V95H144ZM144 96H143V97H144ZM161 96H162V95H161ZM161 96H159V97H161ZM168 96H169V95H168ZM176 96H178V95L176 94ZM210 96H209V100H211V99H210V98H211ZM254 96H255V95H254ZM64 97H65V95H64ZM69 97H71V95H70ZM78 97H79V96H78ZM95 97H96V96H95ZM100 97L102 98L103 96H100ZM157 97H158V96H157ZM164 97H165V95H164ZM164 97H163V99H164ZM202 97H203V96H202ZM234 97H235V98H234ZM92 98H94V97H91V99H92ZM101 98H100V99H101ZM103 98H105V96H104ZM106 98H107V97H106ZM110 98H111V97H110ZM114 98H115V97H114ZM116 98L118 99V97H116ZM120 98H121V97H120ZM245 98H246V97H245ZM259 98H260V97H259ZM111 99L113 100V97H112ZM117 99H114V100H117ZM154 99H155V98H154ZM170 99H171V98H170ZM175 99H177V98H175ZM247 99H248V98H247ZM247 99H245V100H247ZM255 99H256V97H255ZM255 99H254V100H255ZM263 99H264V97H263ZM66 100H67V98H66ZM78 100H79V99H77V101H78ZM112 100H111V102H113ZM152 100H153V97H152ZM179 100H181V99H179ZM199 100H200V101H199ZM234 100H235L236 103L234 102ZM241 100H242V99H241ZM254 100H253V101H254ZM261 100H262V99H261ZM261 100H260V101H261ZM105 101H106V100H105ZM137 101H138V100H137ZM144 101H145V100H144ZM204 101H203V102H204ZM255 101H256V100H255ZM257 101H258V100H257ZM262 101H263V100H262ZM52 102H53V101H52ZM70 102H71V101H70ZM81 102H82V101H81ZM142 102H143V101H142ZM159 102H160V101H159ZM171 102H172V101H171ZM177 102H178V101H177ZM205 102H206V101H205ZM209 102H210V103H209ZM243 102H244V101H243ZM245 102H246V101H245ZM245 102H244V103H245ZM109 103H110V102H109ZM114 103H115V102H114ZM138 103H139V101H138ZM144 103H145V102H144ZM190 103H192V102H190ZM255 103H256V102H255ZM259 103H261V102H259ZM259 103L257 102L256 104H259ZM111 104H112V103H111ZM154 104H155V103H154ZM160 104H161V103H160ZM163 104H164V102H163ZM240 104H242V101L240 102ZM245 104H246V103H245ZM82 105L84 106L85 104L82 103ZM93 105H94V104H93ZM112 105H113V104H112ZM112 105H111V106H112ZM116 105H117V103H116ZM135 105H137V104H135ZM140 105H142V104H140ZM144 105H145V104H144ZM161 105H162V104H161ZM168 105H169V104H168ZM171 105H172V103H171ZM171 105H170V107H171ZM173 105H174V104H173ZM178 105H180V104H177V106H178ZM197 105H199V106H197ZM90 106H91V105H90ZM117 106H118V105H117ZM121 106H122V105H121ZM121 106L119 105L118 107H121ZM145 106H146V105H145ZM200 106H201V107H200ZM236 106H237V105H236ZM248 106H249V105H248ZM115 107H116V106H115ZM115 107H114V108H115ZM136 107H137V106H136ZM136 107H135V108H136ZM154 107H155V106H154ZM161 107H162V106H161ZM163 107H164V105H163ZM166 107H167V105H166ZM186 107H187V106H186ZM233 107H235V105H234ZM240 107H241V106H239V107H237V108H240ZM52 108H53V107H52ZM79 108H80V107H79ZM84 108H85V107H84ZM105 108H106V107H105ZM109 108H111V107H109ZM116 108H117V107H116ZM116 108H115V109H116ZM140 108H141V107H140ZM159 108H160V107H159ZM174 108H175V107H174ZM183 108H185V107H183ZM235 108H236V107H235ZM237 108H236V109H237ZM81 109H82V108H81ZM119 109H120V108H119ZM142 109H143V108H142ZM144 109H145V108H144ZM157 109H158V108H157ZM168 109H169V108H168ZM171 109H172V107H171ZM181 109H182V108H181ZM189 109H190V108H189ZM201 109H202V110H201ZM229 109H230V110H229ZM100 110H101V109H100ZM111 110H112V109H111ZM111 110H110V111H111ZM120 110H121V109H120ZM120 110H119V111H120ZM132 110H133V109H132ZM159 110H160V109H159ZM233 110H234V108H233ZM252 110H253V109H252ZM252 110H250V111H252ZM84 111H85V109H84ZM96 111H97V110H96ZM105 111H106V109H105ZM108 111H109V109H108ZM108 111H107V112H108ZM113 111H114V109L112 110L111 113H113V114L115 115V113H114ZM119 111H117V113H119ZM123 111H124V110H123ZM144 111H145V110H144ZM176 111H177V110H176ZM188 111H189V110H188ZM231 111H232V110H231ZM234 111H235V110H234ZM236 111L239 112V110H236ZM247 111H248V109H247ZM52 112H53V111H52ZM88 112H89V111H88ZM99 112H101V111H99ZM115 112H116V111H115ZM124 112H126V111H124ZM137 112H138V109H137ZM161 112H162V111H161ZM161 112H159V113H161ZM170 112H171V111H170ZM241 112H243V113L246 112V109H244V110L242 109V111L240 110V113H241ZM94 113H95V112H94ZM117 113H116V114H117ZM131 113H132V112H131ZM176 113H177V112H176ZM182 113H183V112H182ZM184 113H185V112H184ZM187 113H188V112H186V114H187ZM191 113H192V112H191ZM206 113H207L208 115H206ZM243 113H241V114H243ZM248 113H249V112H248ZM248 113H247V114H248ZM254 113H255V112H254ZM257 113H259V112L257 111ZM96 114H97V113H96ZM107 114H110V113L108 112ZM139 114H140V113H139ZM178 114H179V113H178ZM178 114H177V115H178ZM186 114H185V115H186ZM189 114H190V112H189ZM192 114H193V113H192ZM199 114H198V115H199ZM241 114H240V115H241ZM91 115H92V114H91ZM111 115H112V114H111ZM123 115H124V113H123ZM160 115H162L161 117H163L164 114L162 113V114H160ZM182 115H183V114H182ZM224 115H222V117L226 118V116H224ZM231 115L233 116L232 113H231ZM231 115H230V116H231ZM263 115H264V114H263ZM105 116H107V115H105ZM116 116H118V115H116ZM119 116H120V115H119ZM125 116H126V115H125ZM164 116H166V114H165ZM173 116H174V115H173ZM201 116H202V115H201ZM94 117H95V116H94ZM100 117H101V116H100ZM100 117H99V118H100ZM102 117H103V116H102ZM108 117H109V116H108ZM129 117H130V116H129ZM161 117H160V118H161ZM176 117H178V116H176ZM180 117H181V116H180ZM187 117H188V116H187ZM187 117H186V118H187ZM190 117H191V116H190ZM237 117H240V116H237ZM90 118H91V117H90ZM90 118H89L88 120H90ZM96 118H97V117H96ZM103 118H105V117H103ZM110 118H111V117H110ZM119 118H120V117H119ZM123 118H124V117H123ZM126 118H127V117H126ZM157 118H158V117H157ZM157 118H156V119H157ZM160 118H159V119H160ZM171 118H173V117H171ZM171 118H170V119H171ZM199 118H200V116H199ZM199 118L197 119V121L199 120ZM206 118H205V120L203 119V117L200 118V119H203L204 121H206ZM211 118H210V119H211ZM260 118H261V116H260ZM84 119H85V118H84ZM145 119H146V117H145ZM147 119H148V118H147ZM151 119H152V118H151ZM168 119H169V116H168ZM176 119H177V118H176ZM183 119H184V118H183ZM221 119H223V118H221ZM232 119H234V118H232ZM255 119H256V118H255ZM91 120H92V119H91ZM100 120H101V118H100ZM107 120H108V119H107ZM114 120H115V119H114ZM116 120H118V119H116ZM116 120H115V121H116ZM125 120H126V119H125ZM127 120H128V119H127ZM153 120H154V119H153ZM173 120H174V119H173ZM186 120H188V119H186ZM189 120H190V119H189ZM192 120H193V119H192ZM213 120H212V121H213ZM252 120H254V119L252 118L251 121H252ZM115 121H114V122H115ZM120 121H121V120H120ZM169 121H170V120H169ZM169 121H168V122H169ZM171 121H172V120H171ZM171 121H170V122H171ZM177 121H178V120H177ZM190 121H191V120H190ZM199 121H200V120H199ZM201 121H202V120H201ZM204 121H202V123H203ZM219 121H222V122H223V120H219ZM224 121H226V120H224ZM249 121H250V119H249ZM108 122H109V121H108ZM110 122H111V121H110ZM110 122H109V124H110ZM112 122H113V121H112ZM182 122H183V121H182ZM192 122H193V121H192ZM208 122H210V121H208ZM222 122H218V123H221V124H222ZM229 122H230V121H229ZM262 122H263V121H262ZM86 123H87V122H86ZM98 123H99V122H98ZM98 123L96 122V124H98ZM120 123H121V122H120ZM171 123H172V122H171ZM171 123H170V124H171ZM174 123H175V122H174ZM180 123H181V122H180ZM194 123H196V122H194ZM202 123H201V126H202ZM206 123H207V122H206ZM206 123L204 122V124L207 125L208 128H211V127L214 126L213 123H212L213 126H212L211 124H206ZM216 123H217V122H216ZM218 123H217V124H218ZM224 123H225V122H224ZM224 123H223V124H224ZM231 123H232V121H231ZM170 124H169V125H170ZM176 124H177V123H176ZM191 124H192V123H191ZM217 124H216V125H217ZM225 124H227V122H226ZM225 124H224V126H225ZM249 124H250V123H249ZM106 125H108V124H106ZM110 125H111V124H110ZM115 125H116V124H115ZM181 125H183V124H181ZM181 125H180V126H181ZM187 125H188V124H187ZM193 125H194V124H193ZM196 125H197V123H196ZM198 125H199V124H198ZM205 125H204V126H205ZM209 125H210L211 127H210ZM261 125H262V124H261ZM96 126H97V125H96ZM180 126H179V127H180ZM201 126L199 125V127H201ZM222 126H223V125H222ZM94 127H95V126H94ZM98 127H99V125H98ZM165 127H166V126H165ZM168 127H169V126H168ZM171 127H173V126H171ZM186 127H187V126H186ZM199 127H198V128H199ZM202 127H203V126H202ZM225 127H226V126H225ZM227 127H228V126H227ZM244 127H245V126H244ZM96 128H97V127H96ZM100 128H101V127H100ZM110 128H111V127H110ZM183 128H184V127H183ZM188 128H189V127H188ZM195 128H196V126H195ZM198 128H197V129H198ZM204 128H206V127H203V129H204ZM208 128H207V129H208ZM221 128L224 129V127H221V126H220V129H221ZM92 129H93V128H92ZM94 129H95V128H94ZM140 129H141V127H140ZM145 129H146V128H145ZM164 129H165V128H164ZM164 129H163V130H164ZM218 129H219V128H218ZM243 129H244V128H243ZM97 130H98V129H97ZM101 130H102V128H101ZM103 130H104V129H103ZM105 130H106V129H105ZM135 130H136V129H135ZM183 130H185V129H183ZM191 130H192V129H191ZM211 130H212V128H211ZM224 130H225V129H224ZM236 130H237V129H236ZM112 131H113V130H112ZM112 131H111V132H112ZM164 131H165V130H164ZM188 131H189V130H188ZM198 131H199V130H198ZM200 131H201V130H200ZM214 131H215V130H214ZM233 131H234V130H233ZM233 131H232V133H233ZM237 131H239V130H237ZM237 131H235V132H237ZM111 132H110L109 134H111ZM144 132H146V131L144 130ZM147 132H148V131H147ZM183 132H186V131H183ZM183 132H182V133H183ZM193 132H194V131H193ZM202 132H203V131H202ZM217 132H218V131H217ZM223 132H225V131H223ZM94 133H95V132H94ZM97 133H98V132H97ZM104 133H106V132H104ZM198 133H199V132H197V134H198ZM240 133H241V132H240ZM240 133H237L236 135H238V134H240ZM134 134H135V133H134ZM138 134H139V133H138ZM170 134H172V132H171ZM191 134H192V133H191ZM210 134H211V133H210ZM233 134H234V133H233ZM51 135H52V134H51ZM53 135H54V134H53ZM106 135H107V134H106ZM145 135H147V134H145ZM167 135H168V134H167ZM188 135H189V134H188ZM203 135H204V133H203ZM221 135H224V133L221 134ZM236 135H235V136H236ZM99 136H100V135H99ZM102 136H103V135H102ZM142 136H143V135H142ZM163 136H164V135H163ZM165 137L168 138L167 136H165ZM190 137H191V136H190ZM195 137H196V136H195ZM220 137H221V136H220ZM104 138H105V137H104ZM108 138H109V137H108ZM139 138L141 139V137H139ZM183 138H184V137H183ZM185 138H186V137H185ZM216 138H217V137H216ZM222 138H223V136H222ZM145 139H146V141H147V138H145ZM151 139H152V138H151ZM196 139H197V138H196ZM198 139L201 140V138H198ZM207 139H208V138H207ZM218 139H219V138H218ZM134 140H136V139H134ZM142 140H144V139L142 138ZM142 140H141V141H142ZM149 140H150V137H149ZM193 140H194V139H193ZM97 141H98V140H97ZM100 141H101V140H100ZM100 141H99V142H100ZM108 141H110V139H109ZM150 141H151V140H150ZM167 141H169V139H168ZM173 141H176V140H173ZM194 141H195V140H194ZM208 141H209V140H208ZM222 141H223V140H222ZM52 142H53V141H52ZM104 142H105V141L103 140V143H104ZM106 142H107V141H106ZM135 142H136V141H135ZM137 142H138V140H137ZM139 142H140V140H139ZM139 142H138L137 144H139ZM143 142H144V141H143ZM147 142H148V141H147ZM154 142H155V141H154ZM179 142H180V140H179ZM182 142H183V141H182ZM218 142L221 143L220 141H218ZM110 143H111V142H110ZM175 143H177V142H175ZM175 143H174V144H175ZM183 143H184V142H183ZM190 143H192L191 140H190ZM194 143H195V142H194ZM206 143H207V142H206ZM208 143H209V142H208ZM51 144H52V143H51ZM135 144H136V143H135ZM140 144H141V143H140ZM151 144H152V143H151ZM166 144H167V143H166ZM192 144H193V143H192ZM195 144H197V141H196ZM198 144H199V143H198ZM202 144H203V143H202ZM132 145H133V144H132ZM148 145H149V144H148ZM153 145H154V144H153ZM203 145L206 146L205 144H203ZM217 145H218V144H217ZM53 146H54V145H53ZM56 146H57V145H56ZM99 146H100V145H98V149H99ZM133 146H134V145H133ZM160 146H161V145H160ZM189 146H190V145H189ZM218 146H219V145H218ZM100 147H101V146H100ZM103 147H104V146H103ZM108 147H109V146H108ZM199 147H200V146H199ZM207 147H208V146H207ZM214 147H216V146H214ZM220 147H221V146H220ZM52 148H54V147H52ZM133 148H134V147H133ZM136 148H138V147H136ZM136 148H135V149H136ZM179 148H180V147H179ZM179 148H178V149H179ZM188 148H189V147H188ZM191 148H192V147H191ZM203 148H204V147H203ZM203 148H202V149H203ZM100 149H101V148H100ZM181 149H182V148H181ZM217 149H218V148H217ZM52 150H53V149H52ZM54 150H55V149H54ZM67 150H68V149H67ZM102 150H103V149H102ZM104 150H105V149H104ZM104 150H103V151H104ZM132 150H133V149H132ZM138 150H139V149H138ZM138 150H137V151H138ZM156 150H157V149H156ZM183 150H185V149H183ZM64 151H65V150H64ZM103 151H102V152H103ZM151 151H153V150H151ZM106 152H107V151H106ZM106 152H105V153H106ZM108 152H109V151H108ZM108 152H107V153H108ZM111 152H112V151H111ZM160 152H162V150H161ZM165 152H166V151H165ZM168 152H169V151H168ZM168 152H167V153H168ZM257 152H258V151H257ZM69 153H70V150H69ZM77 153H78V152H77ZM107 153H106V154H107ZM144 153H145V152H144ZM53 154H54V152H53ZM66 154H67V153H66ZM103 154H104V153H103ZM111 154H112V153H111ZM147 154H148V153H147ZM160 154H162V153H160ZM165 154H166V153H165ZM165 154H164V155H165ZM188 154H190V152H188ZM54 155H55V154H54ZM77 155L80 156V154H77ZM137 155H138V154H137ZM139 155H140V154H139ZM164 155H163V156H164ZM186 155H187V154H186ZM57 156H58V155H57ZM59 156H61V155L59 154ZM65 156H66V155H65ZM70 156H71V155H70ZM103 156H104V155H103ZM131 156H132V155H131ZM154 156H155V155H154ZM156 156H157V155H156ZM159 156H160V155H159ZM159 156H158L157 158H159ZM161 156H162V155H161ZM49 157H50V156H49ZM51 157H52V156H51ZM108 157H109V156H108ZM111 157H112V156H111ZM115 157H116V156H115ZM147 157L149 158V155H148ZM184 157H185V156H184ZM130 158H131V157H130ZM154 158H155V157H154ZM157 158H156V159H157ZM160 158H161V157H160ZM160 158H159V159H160ZM167 158H168V157H167ZM170 158H171V156H170ZM56 159H57V158H56ZM134 159H135V158H132L133 161H134ZM171 159H172V158H171ZM61 160H62V159H61ZM116 160H117V159H116ZM118 160H120V158H119ZM122 160H123V159H122ZM122 160H121V161H122ZM153 160H154V159H153ZM153 160H152V161H153ZM157 160H158V159H157ZM168 160H169V159H168ZM207 160H208V159H207ZM69 161H70V160H69ZM72 161H73V160H72ZM127 161H128V159H127ZM154 161H156V160H154ZM154 161H153V163L156 164V166H157V162H159V161H157V162H154ZM166 161H167V160H166ZM169 161H172V160H169ZM205 161H206V160H205ZM76 162H77V161H76ZM122 162H123V161H122ZM128 162H129V161H128ZM172 162H173V161H172ZM198 162H199V161H198ZM54 163H55V162H54ZM78 163H79V162H78ZM129 163H130V162H129ZM166 163H167V162H166ZM193 163H194V162H193ZM59 164H60V163H59ZM135 164H137V163L135 162ZM138 164H139V163H138ZM160 164L163 165V163H160ZM188 164H189V163H188ZM190 164H192V163L190 162ZM202 164H203V163H202ZM207 164H208V163H207ZM73 165H74V164H73ZM126 165H127V164H126ZM126 165H125V166H126ZM165 165H166V164H165ZM167 165H168V164H167ZM185 165H187V164H185ZM193 165H195V164H193ZM62 166H63V164H62ZM135 166H136V165H135ZM151 166H153V165H151ZM154 166H155V165H154ZM154 166H153V167H154ZM160 166H161V165H160ZM168 166H169V165H168ZM64 167H65V166H64ZM64 167H63V168H64ZM66 167H67V165H66ZM74 167H76V165H75ZM128 167H129V166H128ZM153 167H152V168H153ZM157 167L160 168L159 166H157ZM161 167H162V166H161ZM201 167H202V166H201ZM110 168H111V167H110ZM154 168H155V167H154ZM158 168H157L156 170H158ZM163 168H164V167H162V169H163ZM166 168H167V167H166ZM169 168H170V167H169ZM169 168H167V169H168L167 171H170V170H171V169L169 170ZM174 168H175V167H174ZM174 168H173V171H174ZM65 169H66V168H65ZM68 170H69V169H68ZM73 170H74V169H73ZM150 170H151V169H150ZM179 170H180V169H179ZM182 170H183V169H182ZM103 171H104V170H103ZM113 171H114V170H113ZM140 171H141V170H140ZM160 171H162V170H159V173H160ZM171 171H172V170H171ZM171 171H170V172H171ZM64 172H66V171H64ZM64 172H63V175H66V174H64ZM69 172H70V171H69ZM133 172H135V171H133ZM136 172H137V171H136ZM138 172H139V171H138ZM142 172H143V171H142ZM157 172H158V171H157ZM165 172H166V171H165ZM170 172H169V173H170ZM181 172H182V171H181ZM118 173H119V172H118ZM129 173H130V172H129ZM171 173H172V172H171ZM177 173H178V172H177ZM182 173H183V172H182ZM182 173H180V174H182ZM104 174H105V172H104ZM123 174H124V173H123ZM173 174H174V173H173ZM175 174H176V173H175ZM178 174H179V173H178ZM186 174H187V173H186ZM69 175H70V174H69ZM100 175H101V173H100ZM105 175H106V174H105ZM114 175L116 176L115 173H114ZM120 175H122V174H120ZM180 176H181V175H180ZM182 176H183V175H182ZM187 176H188V174H187ZM73 177H74V175H73ZM109 177H110V176H109ZM173 177H174V175H173ZM177 177H178V175H177ZM183 177H184V176H183ZM179 178H182V177H179ZM184 178H185V177H184ZM68 180H69V179H68ZM105 180H106V179H105ZM114 180H115V179H114ZM166 181H167V180H166ZM170 181H171V180H169V182H170ZM173 181H174V180H173ZM167 182H168V181H167ZM151 187H152V186H151ZM151 187H150V188H151ZM143 188H144V187H143ZM146 189H147V188H146ZM147 192H149V191H147ZM149 194H150V193H149ZM151 194H152V193H151ZM151 194H150V195H151ZM189 195H190V194H189ZM158 196H159V195H158ZM167 196H169V195H167ZM170 196H171V195H170ZM152 197H153V196H152ZM174 197H175V196H174ZM160 198H164V197H162V195H161ZM169 198H170V197H169ZM152 199H153V198H152ZM150 200H151V198H150ZM158 200H159V199H158ZM158 200H157V201H158ZM176 200H177V199H176ZM146 201H147V200H146ZM152 201H154V200H152ZM167 201H168V200H167ZM136 202H137V201H136ZM147 202H148V201H147ZM161 202H162V201H161ZM176 202H177V201H176ZM140 203H141V202H140ZM169 203H170V202H169ZM182 203H183V202H182ZM153 204H155V203H152V205H153ZM157 204H158V203H156L155 205L157 206ZM184 204H185V203H184ZM172 205H175V202H173ZM141 206H142V205H141ZM146 206H147V205H146ZM159 206H160V205H159ZM159 206H158V207H159ZM178 206H179V205H178ZM147 207H148V206H147ZM147 207H146L144 210H146ZM163 207H164V206H163ZM170 207H171V206H170ZM156 208H157V207H155V209H156ZM167 208H168V206H167ZM183 208H184V205H183ZM157 209H158V208H157ZM159 209H160V208H159ZM160 210H161V209H160ZM157 211H158V210H157ZM212 211H213V210H212ZM150 212H151V211H150ZM152 212H153V211H152ZM214 212L216 213V211H214ZM153 213L155 214V212H153ZM209 213H210V212H209ZM218 213H219V212H217L216 214H218ZM150 214H151V213H150ZM158 215H159V214H158ZM160 215H161V214H160ZM151 216H152V215H150V217H151ZM208 216H209V215H208ZM211 216H212V213H211ZM216 216H219V215H216ZM144 217H145V216H144ZM144 217H143V218H144ZM155 217H159V216H156V215H155ZM161 217H162V216H161ZM146 218H147V217H146ZM146 218H145V219H146ZM152 218H153V217H152ZM202 218H203V217H202ZM205 218H206V217H205ZM209 218H210V217H209ZM209 218H208V219H209ZM147 219H148V218H147ZM213 219H214V222H215V218H213ZM160 220H161V222H162V219H160ZM163 220H164V219H163ZM146 221H148V220H146ZM208 221H209V220H208ZM151 222H152V221H151ZM214 222H213V223H214ZM205 223H206V222H205ZM205 223H204V224H205ZM207 223H208V222H207ZM215 223H216V222H215ZM218 223H219V222H218ZM218 223H217V224H218ZM226 223H227V222H226ZM153 224L155 225V223H153ZM162 224H163V223H162ZM222 224H223V223H222ZM222 224H220V225L222 226ZM229 224H230V223H229ZM206 225H207V224H206ZM215 225H216V224H215ZM218 225H219V224H218ZM226 225H227V224H226ZM208 226H209V225H208ZM213 226H214V225H213ZM230 226H231V224H230ZM204 227L207 228L205 225H204ZM224 227H225V226H224ZM228 227H229V226H228ZM235 227H236V226H235ZM7 228H8V227H6V229H7ZM202 228H203V227H202ZM209 228H210V227H209ZM211 228H212V227H211ZM211 228H210V229H211ZM216 228H217V227H216ZM229 228H230V227H229ZM157 229H158V228H157ZM195 229H196V228H195ZM7 230H8V229H7ZM7 230H5V231H7ZM159 230H160V229H159ZM159 230H158V231H159ZM228 230H229V229H228ZM153 231H154V229H153ZM220 231H221V230H220ZM230 231H231V230H230ZM232 231H233V230H232ZM10 232H11V230L9 231V233H10ZM154 232H155V231H154ZM216 232H217V231H216ZM221 232H222V231H221ZM221 232H220V233H221ZM7 233H8V232H7ZM157 233H158V232H157ZM213 233H214V232H213ZM222 233H223V232H222ZM0 234H1V232H0ZM2 234H4V232H3ZM10 234H11V233H10ZM10 234H8V235H9V237H8L9 239H10V237H11ZM155 234H156V233H155ZM215 234H216V233H215ZM223 234H224V233H223ZM8 235H7V236H8ZM156 235H157V234H156ZM158 235H159V234H158ZM3 236H4V235H3ZM12 236H13V235H12ZM130 236H131V235H130ZM130 236H129V237H130ZM137 236H138V235H137ZM140 236H141V235H140ZM162 236H163V235H162ZM162 236L160 235V237H162ZM164 236H165V235H164ZM5 237H6V235L4 236V238H5ZM135 237H136V236H135ZM153 237H154V236H153ZM155 237H156V236H155ZM5 239H6V238H5ZM133 239H135V238H133ZM133 239H132V240H133ZM132 240H130V241H132ZM136 240H137V239H136ZM141 240H142V239H141ZM154 240H155V238H154ZM154 240H152V241H154ZM7 241H8V239H7ZM10 241H11V240H10ZM112 241H114V240H111V242H112ZM133 241H134V240H133ZM142 241H143V240H142ZM142 241H141V242H142ZM155 241H156V240H155ZM157 241H158V240H157ZM93 242L96 243L95 241H93ZM127 242H128V241H127ZM141 242H140V243H141ZM8 243H9V242H7L6 244H8ZM88 243H89V242H88ZM94 243H89V244L92 245V248H93V244H94ZM130 243L132 244V242H130ZM130 243H129V246H130ZM151 243H152V242H151ZM153 243H154V242H153ZM6 244H4V245L6 246ZM20 244H21V243H20ZM89 244H88V246H89ZM110 244H111V243H110ZM110 244H109V245H110ZM116 244H118V243H116ZM10 245H12V244H9V245H8L9 247L7 246V248H11V249H13V250L15 251V249L13 248V246H10ZM91 245H90V246H91ZM95 245H97V244H95ZM95 245H94V246H95ZM103 245H104V244H103ZM103 245H102V247H103ZM119 245H120V244H119ZM125 245H126V244H125ZM125 245H124V246H125ZM132 245H133V244H132ZM138 245H139V244H138ZM150 245H151V244H150ZM86 246H87V244H86ZM90 246H89V248H90ZM111 246H112V244H111ZM115 246H116V245H115ZM124 246H123V247H124ZM127 246H128V244H127ZM83 247H84V246H83ZM104 247H106V246L104 245ZM119 247H120V246H119ZM119 247H118V248H119ZM130 247H131V250H132V248H133L134 246H133V247L130 246ZM130 247H129V248H130ZM137 247L139 248V246H137ZM140 247H141V246H140ZM146 247H147V246H146ZM148 247H149V245H148ZM150 247H151V246H150ZM154 247H155V246H154ZM154 247H153V248H154ZM84 248L86 249V247H84ZM94 248H95V247H94ZM94 248H93V249H94ZM100 248H101V246H100ZM109 248H114V247H110V246H109ZM155 248H156V247H155ZM96 249H97L96 251H98V248H96ZM104 249H105V250H104ZM104 249H103L102 251H106V250L108 249V246H107V249H106V248H104ZM114 249H115V248H114ZM86 250H87V249H86ZM88 250H89V249H88ZM88 250H87V251H88ZM91 250H92V249H91ZM94 250H95V249H94ZM94 250H93V251H94ZM108 250H109V249H108ZM112 250H113V249H112ZM112 250H111V251H112ZM131 250H130V252H131ZM11 251H12V250H11ZM93 251H92V252H93ZM109 251H110V250H109ZM119 251L121 252V249H120ZM119 251H118V252H119ZM128 251H129V250H128ZM132 251H134V250H132ZM137 251H138V250H137ZM140 251H142V250H140ZM144 251H145V250H143L142 252H144ZM153 251H154V250H153ZM94 252H95V251H94ZM154 252H155V251H154ZM154 252H152V253H154ZM147 253H148V252H147ZM147 253H146V254H147ZM150 253H151V252H150ZM129 254H130V253H129ZM131 255H132V254H131ZM152 255H153V254H152ZM152 255H151V256H152ZM164 255H165V254H164ZM181 255H182V254H181ZM87 256H88V255H87ZM127 256H128V255H127ZM153 256H154V255H153ZM153 256H152V257H153ZM169 256H170V255H169ZM167 257H168V256H167ZM129 258H130V257H129ZM129 258H127V259H129ZM131 258H132V257H131ZM131 258H130V259H131ZM134 258H136V257H134ZM169 258H170V257H168V259H169ZM172 258H173V257H172ZM181 258H182V257H181ZM87 259H88V258H87ZM130 259H129V260H130ZM139 259H140V258H139ZM145 260H146V259H145ZM166 260H167V259H166ZM173 260H174V259H173ZM182 260H183V259H182ZM196 260H197V259H196ZM208 260H209V259H208ZM208 260H207V261H208ZM216 260H217V259H216ZM131 261H132V260H131ZM169 261H170V260H169ZM190 261H191V260H190ZM200 261H201V260H200ZM203 261H204V260H203ZM203 261H202V262H203ZM132 262H133V261H132ZM158 262H159V261H158ZM188 262H189V261H188ZM202 262H201V263H202ZM205 262H206V261H205ZM106 263H107V262H106ZM128 263H129V262H128ZM136 263H137V262H136ZM156 263H157V262H156ZM160 263H161V262H159V264H160ZM172 263H174V262H172ZM177 263H178V262H177ZM189 263H190V262H189ZM132 264H134V263H132ZM139 264H144V263H142V262L140 263V262H139ZM146 264H147V262H146ZM148 264H149V263H148ZM175 264H176V263H175ZM205 264H209V263H205Z\"/></svg>",
  "mask_w": 264,
  "mask_h": 264
}]
</instances>
